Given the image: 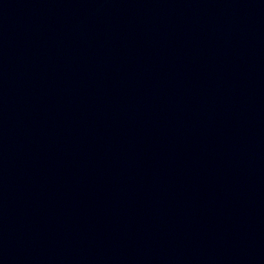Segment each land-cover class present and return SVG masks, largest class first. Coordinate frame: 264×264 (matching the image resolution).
<instances>
[{"label": "water", "instance_id": "obj_1", "mask_svg": "<svg viewBox=\"0 0 264 264\" xmlns=\"http://www.w3.org/2000/svg\"><path fill=\"white\" fill-rule=\"evenodd\" d=\"M0 264H264V0H0Z\"/></svg>", "mask_w": 264, "mask_h": 264}]
</instances>
